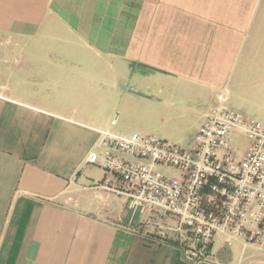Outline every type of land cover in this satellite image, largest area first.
<instances>
[{
  "label": "crops",
  "instance_id": "obj_1",
  "mask_svg": "<svg viewBox=\"0 0 264 264\" xmlns=\"http://www.w3.org/2000/svg\"><path fill=\"white\" fill-rule=\"evenodd\" d=\"M253 90L264 0H0V264H190L160 234L175 221L97 186L88 156L99 131L158 114L197 118L193 142L220 92L231 106ZM212 252L200 264H264L222 236Z\"/></svg>",
  "mask_w": 264,
  "mask_h": 264
},
{
  "label": "built area",
  "instance_id": "obj_2",
  "mask_svg": "<svg viewBox=\"0 0 264 264\" xmlns=\"http://www.w3.org/2000/svg\"><path fill=\"white\" fill-rule=\"evenodd\" d=\"M236 133L248 144L240 159L230 146ZM87 161L104 172L97 186L124 198L130 210L175 221L160 234L182 239L186 262H208L218 236L226 246L243 242L264 251V125L231 109L226 91L204 114L190 148L99 131Z\"/></svg>",
  "mask_w": 264,
  "mask_h": 264
},
{
  "label": "rangeland",
  "instance_id": "obj_3",
  "mask_svg": "<svg viewBox=\"0 0 264 264\" xmlns=\"http://www.w3.org/2000/svg\"><path fill=\"white\" fill-rule=\"evenodd\" d=\"M236 76L238 75H234L233 81H236ZM246 98V100L238 97L233 98L231 101V109L264 125V90H253L246 95ZM161 119L159 114L153 118L148 117V132H140L137 128L132 126L120 132L130 133L131 131H138L141 134L152 135L170 141L182 149H188L192 146L191 136L197 128V118H191L180 126L163 124ZM247 145L246 139L240 133H236L230 143L233 157L235 159H240ZM163 172L168 176L177 177V173L173 170L163 169Z\"/></svg>",
  "mask_w": 264,
  "mask_h": 264
}]
</instances>
